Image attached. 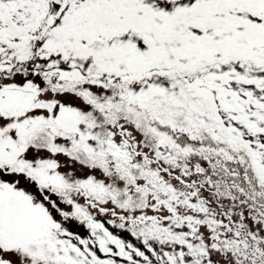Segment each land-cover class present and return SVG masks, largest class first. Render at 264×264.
<instances>
[{
	"label": "snow or ice",
	"instance_id": "1",
	"mask_svg": "<svg viewBox=\"0 0 264 264\" xmlns=\"http://www.w3.org/2000/svg\"><path fill=\"white\" fill-rule=\"evenodd\" d=\"M0 264H264V0H0Z\"/></svg>",
	"mask_w": 264,
	"mask_h": 264
}]
</instances>
